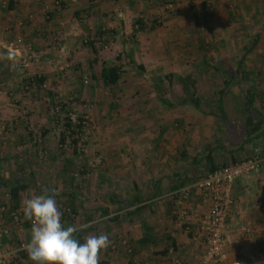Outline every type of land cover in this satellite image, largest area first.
<instances>
[{
    "label": "crops",
    "instance_id": "1",
    "mask_svg": "<svg viewBox=\"0 0 264 264\" xmlns=\"http://www.w3.org/2000/svg\"><path fill=\"white\" fill-rule=\"evenodd\" d=\"M199 1L0 0V123L6 126L0 134V205L23 213L24 201L54 191L59 210L62 200L85 216L100 214L80 224L62 216L65 226H85L78 237L108 235L100 264L128 263L120 236L141 264H202L208 203L191 185L217 166L256 155L262 158L258 172L231 185L227 250L229 259L264 256V27L241 30L237 24L243 10L255 14L264 0ZM95 33L108 35L109 47L94 53L84 38ZM225 35L250 41L225 46ZM18 36L40 55L31 70L41 82L28 90L20 86L24 70L5 49ZM181 50L193 55L178 61ZM68 59H90L91 77L102 84L103 66L117 63L129 74L107 85L123 91L107 94L105 109L93 112L89 144L101 159L93 154L84 161L77 142L53 155L62 143L47 103L78 96L75 79L56 71ZM232 84L231 94L242 96L237 120L217 107ZM99 95L93 99L100 101ZM84 163L98 172L64 174ZM12 187L19 188L15 198ZM8 214H0V229L17 235ZM24 219L31 240L32 225ZM18 264L35 262L28 257Z\"/></svg>",
    "mask_w": 264,
    "mask_h": 264
},
{
    "label": "built area",
    "instance_id": "2",
    "mask_svg": "<svg viewBox=\"0 0 264 264\" xmlns=\"http://www.w3.org/2000/svg\"><path fill=\"white\" fill-rule=\"evenodd\" d=\"M193 1V0H192ZM58 3V2H56ZM159 19L155 23H159ZM108 39V38H107ZM107 39L103 34L90 35L84 38V43L90 48L93 46L96 49L106 48L108 46ZM23 38L18 36L11 42L5 45V49L12 53L15 65L22 68L25 75L20 79V86L23 90H28L34 86V82L41 75L38 72L31 70L34 62L38 61L40 55L35 52L31 45H27L22 49ZM90 59L82 62L81 65L86 68ZM78 65L74 60H66L62 63L56 64L58 73L63 74L65 71ZM84 83L88 82V74L82 75ZM61 104H55L50 108V114L58 123V128L63 129L66 138L75 140L82 135V132L90 124L88 116L77 118V115L71 111L65 112L62 116L59 113L62 111ZM6 131V126L0 123V134ZM262 158L259 156H252L243 160L217 166L206 176L196 179L191 187L202 192L208 203V209L202 219V229L205 234V245L202 252V264H263V255H249L246 259H229L227 245L230 238L226 232L227 220L226 214L233 200L230 197V189L234 180L247 173H257L261 164ZM189 189V187L187 188ZM9 211L10 224L18 233L24 231V216L19 210H10L6 206H0V214ZM67 214L73 216L70 208L65 209ZM31 225V221L29 222ZM10 231L7 227L0 229V245L3 237H9ZM126 244L125 240L121 242ZM27 243L19 241L15 246L9 247L6 250H0V264H18L24 262V255L27 254L25 245ZM114 247V246H113ZM126 252L129 256L128 264H141L137 259L131 247H126Z\"/></svg>",
    "mask_w": 264,
    "mask_h": 264
},
{
    "label": "rangeland",
    "instance_id": "3",
    "mask_svg": "<svg viewBox=\"0 0 264 264\" xmlns=\"http://www.w3.org/2000/svg\"><path fill=\"white\" fill-rule=\"evenodd\" d=\"M186 1L191 6L194 5V4H197L198 2H200L199 0H198V2H197V0H193V1L192 0H186ZM255 9H256L255 14L252 13V11L250 12V10L247 9V8L245 10H243V15L241 16L240 20L237 21L238 27L240 26L241 30H247V29H249V28H251L253 26H254V28H256V27L257 28L264 27V16H263V18L260 17V16L259 17H255V15H258L257 13L264 14V6L263 5L262 6H257V7H255ZM258 9H260V10H258ZM156 24H158V23H155V25ZM202 27L205 28V29L207 28V26H204V25ZM227 28H228V26H227ZM99 34H101V33H99ZM90 35H96V33L95 34H90ZM90 35H88V36H90ZM104 36H105L106 39L108 38V35L104 34ZM224 38L225 39H224V42L222 44H224L225 46L226 45L227 46L228 45L229 46L230 45H234L236 43H239L240 41H241L240 42L241 44H247L250 41L249 37L236 38L235 36L230 37V36H226L225 35ZM186 44H184V46H186ZM219 44H220V42H219ZM27 45H30V44L29 43H24V44H22V46H20V48L22 49L23 47H25ZM86 47H89V46L86 45ZM191 55H193V54L192 53L188 54L185 51L182 52V50L175 53V57L177 58L178 61L179 60L186 61L188 59V56H191ZM68 60H72V59H68ZM14 62H16V61L14 60ZM76 62H78V65H76L73 68L65 71L63 73V76H66V74H67V75H70V77L72 76L75 79L76 83L73 85L72 88L77 91L78 96H75V97L73 96V97H70V98L68 97V95H66V97H64V95H63V97L62 96H58V98H56L55 101H53V102H49L48 101L47 106L50 109L55 104H61L62 105V110H61L62 114H65V112H67V111H71V112H73V113H75L77 115V118H82L85 115L88 116V118L90 119L89 126L85 129V131L82 132V135L80 137H78L77 139H75V140H71L70 138H66L67 135L64 134L63 129L58 128V123H55V125L57 126V131L59 132V136L61 137L62 146L58 147V150L61 151V153L60 152L59 153L53 152V155H57V154L61 155L62 151H63V148L64 149L72 148L73 146H75V143L77 142V145H76L78 147V149H76L77 153H78L79 157L84 158V161H85L87 158L92 157L93 154L98 158L99 156H97V155L99 153H101L100 150H97V149L92 150L91 147H90V144L92 143L91 140L93 139L94 133L96 131V122H95V119L93 117V112L99 111L101 113V111L103 109H105V107H106V105L108 103L107 100L109 98L107 99V94H111V93L114 94V93H117V92H122L123 91V87H121L120 85L107 86L105 84L100 83V80L97 81V79L94 81L93 78L91 77V72H92L91 68L92 67L88 68V66H89L88 65L86 68H84L81 65L82 62H80L79 60L76 61ZM60 63H62V62H60ZM18 68H20V67H18ZM181 71L183 73L186 72L185 69H183V70L181 69ZM126 72L127 71L125 70V68L119 67V75L121 77L128 76L129 74L127 75ZM84 73L88 74V82L87 83H84L83 79H82V75ZM137 75H139L138 72H137ZM133 76H136V74H134ZM234 85L235 84H232V85L228 86L229 87L228 94H225L224 96L221 95V98H220L219 102L217 103L218 104L217 107H219V106L221 108L223 107L224 112H226L227 114L230 115L227 118L232 119V120H237V119H240L241 116H242L241 111H239V108H240L239 105L241 104L242 96H235V95L231 94V91L233 90V88L236 87ZM40 86H41L40 87L41 89H45L46 88V87L42 86L41 84H40ZM79 91L82 92V94H80ZM97 91L100 94L99 97H98L100 101H95L96 99H93V93L97 92ZM58 92L56 91L55 94H58ZM79 94L82 95V97ZM59 98H62V99L57 100ZM227 99L230 100L229 101V104L231 105L230 108L228 107ZM242 103H244V102H242ZM231 108H233V109H232L231 114H230V109ZM99 159H101V156L99 157ZM53 167H55V166L53 165ZM91 169H94L95 172H98V170H97L98 166L97 165L92 164V163L91 164L90 163L89 164L84 163L83 165L78 166L77 168H73V170L68 169V171L65 172L64 174L66 175L67 173L68 174L70 173V175H74L75 177H80V176H85L87 173H91L92 172ZM92 201L93 200L89 199L90 203ZM59 203H60V210H65L66 208H70L72 213L74 212L73 213V218H75L76 221L74 220L73 222L75 224L84 223V222L90 221L92 219H98V218L101 217L100 214L99 215L98 214H92L91 216H85L86 214L83 213V212L74 211L71 208V206H69L66 202L60 200ZM5 204H7V203H5ZM3 205H4V203H2L0 206H3ZM9 231H10V229H9ZM26 234H27L26 229H25V231H23L21 233H17V235H13V233L11 232V234L9 235V238H11L13 240V243L6 245L1 240L0 250H6L9 247H13L19 241H23L25 243H29L30 239L27 238ZM119 239H120V241H119L120 244H122L121 242L124 239H122L121 236H120ZM122 245L124 246L125 249H126V247L129 246L127 243L126 244H122ZM129 247L132 248L131 245ZM133 251H134V254H136V251L134 249H133ZM28 257H29L28 253L24 255L25 260L28 259Z\"/></svg>",
    "mask_w": 264,
    "mask_h": 264
},
{
    "label": "clouds",
    "instance_id": "4",
    "mask_svg": "<svg viewBox=\"0 0 264 264\" xmlns=\"http://www.w3.org/2000/svg\"><path fill=\"white\" fill-rule=\"evenodd\" d=\"M55 195L44 192L23 202L24 216L32 223L31 240L24 246L29 258L35 264H100L101 251L111 244L108 235H75L85 226L62 223Z\"/></svg>",
    "mask_w": 264,
    "mask_h": 264
},
{
    "label": "trees",
    "instance_id": "5",
    "mask_svg": "<svg viewBox=\"0 0 264 264\" xmlns=\"http://www.w3.org/2000/svg\"><path fill=\"white\" fill-rule=\"evenodd\" d=\"M137 23L140 24V21H138ZM91 49L95 53L96 48L92 46ZM100 73H101V81L105 85L114 84V83H116V81L119 78V66H117L116 64L110 65V66H103L101 68ZM36 81L38 83L41 82V77L37 78ZM18 189H19L18 187H12L10 189V193H11V196L13 198H15L17 196ZM61 213H62V216H64V217L68 216L66 210H61Z\"/></svg>",
    "mask_w": 264,
    "mask_h": 264
}]
</instances>
